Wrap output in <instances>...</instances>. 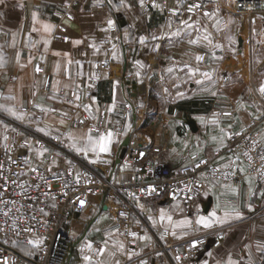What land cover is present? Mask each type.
<instances>
[{
  "label": "crops",
  "instance_id": "obj_1",
  "mask_svg": "<svg viewBox=\"0 0 264 264\" xmlns=\"http://www.w3.org/2000/svg\"><path fill=\"white\" fill-rule=\"evenodd\" d=\"M67 1L0 0V114L20 120L19 107L36 98L42 116L38 124L47 125L43 133L38 132L50 135L65 129L64 147L70 157L56 158L48 164L51 169L70 160L75 161L76 170L108 169L111 153L134 124H141L152 144L163 149L168 163L198 162L222 148L229 131L251 117L264 115V69L258 74L239 69L244 54L238 47L245 43V38L239 37V16L216 12L168 22L158 11L141 14L143 0H78L61 18L51 13V6L61 8ZM58 22L64 38L53 36ZM244 26V37L253 38L256 24ZM39 52L44 57V74L49 77L46 93H37L32 87L34 82L43 84L33 71ZM252 53V69L254 63L257 69L264 47L255 46ZM143 78L149 84L146 101L130 86ZM127 99L131 110L122 117L115 106ZM166 106L176 108L177 114H165ZM68 113H86L93 118L103 115L110 127L121 126L125 136L68 128L63 119ZM33 118L30 114L28 123ZM161 118L173 127L166 135H153L158 127L149 124L153 119H157L154 124H161ZM48 124L60 128L47 131ZM4 128L0 124V131ZM43 152L36 150L33 155L39 161ZM215 158L223 162L227 156ZM132 169L131 165L122 166L121 176ZM175 203L183 202L133 199L139 217L133 218L131 212V219L143 225L141 246L153 241V234L163 228L176 240L202 235L212 240L214 231L224 226L220 244L214 248L203 245L188 264H264V188L257 187L252 176L237 183L207 180L204 190L189 204ZM111 225V216L102 205L77 214L73 227L78 242L68 264L122 261L125 242Z\"/></svg>",
  "mask_w": 264,
  "mask_h": 264
},
{
  "label": "built area",
  "instance_id": "obj_2",
  "mask_svg": "<svg viewBox=\"0 0 264 264\" xmlns=\"http://www.w3.org/2000/svg\"><path fill=\"white\" fill-rule=\"evenodd\" d=\"M78 0H68L63 7L51 6L50 10L61 18L66 8ZM158 11L163 19L172 22L185 16H208L212 13L229 12L239 16L247 26L264 21V0H143L140 12L143 15ZM57 24L54 37L64 38ZM204 57V53L201 56ZM44 57L37 54L33 71L42 77L40 86L33 83L36 92L48 91L49 77L44 74ZM264 69V57L257 65ZM100 71L96 68V74ZM128 81H133L127 76ZM97 80H94V83ZM130 82V83H131ZM135 94L146 101L149 84L146 78L130 84ZM36 96V95H35ZM70 99V98H67ZM84 105L85 103L82 102ZM131 110L130 99L115 106V112L127 117ZM22 117L11 120L0 114V264H68L72 249L78 242L73 222L77 214L88 212L93 206L106 204L111 216V229L121 235L125 242V258L118 264H188L199 255L201 247L209 244L218 246L223 238L224 226L217 228L211 239L197 236L187 240H176L168 229L153 235V241L145 247L139 243L143 225L133 222L131 212L133 199H167L189 204L201 193L207 180L221 183H237L244 176L254 178L259 188H264V115L251 117L246 123L228 132L222 148L212 156H203L198 162L168 163L162 156L163 149L154 146L134 124L128 136L125 151L116 162L120 146L111 153L112 161L106 170L92 167L76 170L75 161L63 167L51 169L48 164L56 158L67 160L69 152L64 147L65 129L43 135L37 126L42 119L36 108V98L19 107ZM165 114L175 116L176 108L165 107ZM33 114V122L28 123ZM68 128H81L94 133L112 131L119 137L125 136L121 126L110 127L103 115L93 118L88 114L63 116ZM158 125L167 134L173 125L161 118ZM154 131L153 135H157ZM45 150L39 158L34 151ZM226 155L225 161L215 156ZM133 169L121 176L122 166ZM193 228V225L191 226ZM31 246L33 252L21 253L12 242Z\"/></svg>",
  "mask_w": 264,
  "mask_h": 264
},
{
  "label": "rangeland",
  "instance_id": "obj_3",
  "mask_svg": "<svg viewBox=\"0 0 264 264\" xmlns=\"http://www.w3.org/2000/svg\"><path fill=\"white\" fill-rule=\"evenodd\" d=\"M232 2H233V0H228V3L231 4ZM222 13H225L227 15H233L232 13H229V12H222ZM224 18L225 17H223V21H224ZM239 23L241 25V27H240V29H241L240 31L241 32L239 33V37L240 38H245V43L244 44H240V46L238 47L236 38L232 37V42H233V45L235 46V49H237V47L238 48H242V50H243L242 53L244 54V57H240V59L238 61V65H239V67H241L239 69H242L243 73L247 72L248 74H252V73L258 74L260 72H263V71H259L258 69L255 68L256 67L255 63H254V68L252 69L253 59H252V63H251V57H252L251 53H252L253 49L255 48V46L264 47V21L259 23V24H256V26H254V28H253V32H254L253 38H251L249 40H248V38L244 37L245 36V34H244V30H245L244 23H241V21H239ZM242 42H244L243 39H242ZM259 51H260V49H259ZM253 58H256V57L254 56ZM1 125H5V124H1ZM44 126H47V125L39 124L37 126V130L43 133V131H45V129H44L45 127ZM48 126H51V127H50V129H49V127H46L47 131L52 130V129L59 130V128H60L59 124H48ZM156 131H158V133H163L162 130H161V127L159 125H158V130H156ZM163 134H165V133H163ZM165 151H166V149H165ZM175 204H178L180 206L181 205L186 206V203H175ZM132 217L135 218V219H137L139 217V214H138V212H136V210L132 211Z\"/></svg>",
  "mask_w": 264,
  "mask_h": 264
},
{
  "label": "water",
  "instance_id": "obj_4",
  "mask_svg": "<svg viewBox=\"0 0 264 264\" xmlns=\"http://www.w3.org/2000/svg\"><path fill=\"white\" fill-rule=\"evenodd\" d=\"M119 23L121 25H123L125 23L124 19L122 17H120L119 19ZM127 141H128V136H125L123 141L121 142V145H120V148H119V153H118V156L116 158V162L119 161V159L122 157L124 151H125V145L127 144ZM102 208L105 210L107 208V205L106 204H103L102 205Z\"/></svg>",
  "mask_w": 264,
  "mask_h": 264
},
{
  "label": "trees",
  "instance_id": "obj_5",
  "mask_svg": "<svg viewBox=\"0 0 264 264\" xmlns=\"http://www.w3.org/2000/svg\"><path fill=\"white\" fill-rule=\"evenodd\" d=\"M12 246L19 252L21 253H31L33 252V249L31 246H28V245H25V244H22V243H19V242H12Z\"/></svg>",
  "mask_w": 264,
  "mask_h": 264
}]
</instances>
